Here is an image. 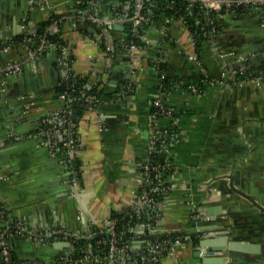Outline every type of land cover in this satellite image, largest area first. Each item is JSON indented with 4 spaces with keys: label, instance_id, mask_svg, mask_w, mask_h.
I'll return each instance as SVG.
<instances>
[{
    "label": "crops",
    "instance_id": "1",
    "mask_svg": "<svg viewBox=\"0 0 264 264\" xmlns=\"http://www.w3.org/2000/svg\"><path fill=\"white\" fill-rule=\"evenodd\" d=\"M96 4L99 16H110L113 0ZM74 8L75 0H0V41L32 33L51 15ZM219 21V35L203 44L199 58L192 32L176 19L154 21L132 59L117 52L108 86L114 98L87 110L78 124L75 193L64 156L36 136L63 106L55 90L63 77L59 51L51 48L29 64L33 41L0 53V69L9 61L23 65L17 75H0V264H6L4 237L13 245L8 264H52L70 250L67 235L88 237L106 228L113 213L130 212L158 86L150 60L159 55L172 83L165 99L178 112L179 140L176 186L160 202L158 229L201 237L197 245H175L160 264H264V81L206 86L201 93L179 86L198 82L202 66L217 79L233 81L241 63L264 59V5L239 6ZM87 23L66 22L62 35L72 48L71 68L94 81L106 69L103 45L124 39L126 28L105 22L92 31ZM197 207L203 218L195 225ZM16 221L26 233L10 228ZM50 229L66 232L41 241ZM231 242L237 248L230 249ZM142 244L136 241L135 247Z\"/></svg>",
    "mask_w": 264,
    "mask_h": 264
},
{
    "label": "built area",
    "instance_id": "2",
    "mask_svg": "<svg viewBox=\"0 0 264 264\" xmlns=\"http://www.w3.org/2000/svg\"><path fill=\"white\" fill-rule=\"evenodd\" d=\"M164 6L173 8L175 0H163ZM189 6L192 7L196 2L204 10L206 22L212 25L208 31H204L205 35H209L211 39L217 34L214 25L212 12L222 11L218 17L225 13L233 12L237 7L242 5H264V0H186ZM84 4V6H81ZM112 12L110 16L101 17L97 14L96 0H75V8L71 12L63 13L59 19L53 21L45 31L38 32V28L32 33H23L20 40L10 39L0 41V53H7L10 49L19 46V42L33 41L34 48L29 49L27 53L26 62H34L43 56L49 49L58 48L57 43L48 38V35H53L61 31L59 22L66 20L68 23L77 24L79 21L85 23L90 22L94 24L103 25L105 22L110 25L119 23L125 28L130 26L132 38L127 43H124L126 50L122 51L127 53L128 57L132 59L135 51L141 47L134 41V37L141 36L140 27L144 23L149 26L155 21L153 19L157 12V0H113ZM175 20L173 17H165L164 22ZM176 20H180L184 25L186 19L183 16ZM188 27V26H187ZM146 29V32L148 30ZM203 29V28H202ZM142 36L143 40L146 36ZM192 44L196 49L195 35L192 33ZM59 63L63 70V79L70 78L74 70L72 65V48L68 41L65 44L59 45ZM105 54L106 69L104 75L98 76V79L108 80V74L116 62L117 52L115 51L114 44H105L103 48ZM199 56L198 51L194 58ZM199 58V57H198ZM264 60V59H263ZM157 64L165 62L163 55L157 56L155 59ZM251 62L244 61L233 72V81H228L225 77L217 79L210 75L206 68H201V79L198 82L185 81L179 83V86L186 88L190 92L201 93L206 86L212 85H235L246 82H263L264 75L251 76L247 75L244 78L236 79L238 73L250 66ZM23 65L16 61H9L5 70L0 69V75L10 76L11 74H19L22 72ZM156 74L160 76L158 80L157 91L152 100V106L156 110L149 112V137L147 142V157L140 161L139 166V185L134 192L133 204L130 212L127 214L131 220L137 218V224L133 228L134 237L127 244H121L119 241V231L117 228V217H111L108 221L107 227L94 231L89 235L92 237L98 233H106L109 235L108 242L109 248L105 252L95 250L91 243L84 246L83 255L73 258L71 252L74 249L73 238L76 235H67L70 244V250L60 255L55 259L52 264H95L96 261L103 262L104 264H160L161 259L167 255L175 245L183 243H194L193 235L178 232V231H160L158 229V221L161 216L160 202L175 188L174 175L175 171L168 174V171L176 169L174 162V148L179 140L178 130V112L173 105L166 101V96L170 93L171 80L169 79L170 86L164 85V80L167 77L166 70L157 66L155 68ZM134 72V70H132ZM75 74H77L75 72ZM86 75V74H82ZM90 86L95 82L89 78ZM133 81V80H132ZM130 81V82H132ZM201 82L202 85H198ZM60 99L63 101V106L59 111L55 112V117L47 126L38 129L36 136L39 138V144L48 147L51 151L60 152L65 160L69 170V186L72 193H75L77 188H80V167L77 164L76 148H78V124L74 118V111L69 101L71 99L69 92L64 91L58 93ZM74 97V96H73ZM87 101L94 105L95 98L88 97ZM103 103L99 102L97 105L92 106L91 109H98ZM162 120H166L167 124L163 125ZM163 157L161 162L152 160V156ZM141 167V169H140ZM1 217L5 219L4 213ZM193 221L198 225L203 215L200 208L197 207L193 211ZM11 229L18 233H23L24 227L22 221L9 223ZM66 232L62 229H50L39 236V239H58L61 234ZM157 234H166L165 237L157 238ZM196 235H199L198 233ZM200 236V235H199ZM142 242V246L135 247V242ZM101 243V240L98 241ZM13 245L4 237L2 242L3 260L8 264L10 260V253Z\"/></svg>",
    "mask_w": 264,
    "mask_h": 264
},
{
    "label": "trees",
    "instance_id": "3",
    "mask_svg": "<svg viewBox=\"0 0 264 264\" xmlns=\"http://www.w3.org/2000/svg\"><path fill=\"white\" fill-rule=\"evenodd\" d=\"M163 4H164L163 0H157V6H156L157 12L156 15H154L153 19H155V21L160 22V21H164L165 17H173L175 19H178L179 17L183 16L184 19H186V24L189 27L190 31L195 35L196 46H197L196 50L198 51V53H200L203 44L213 39V38L211 39V37L208 34L207 35L204 34V31L210 30L212 28V25H209V23L206 22L203 8L197 2L192 7H190L189 2H187L186 0H175L173 8H167ZM81 6H84V4L80 5V7ZM221 13L223 12L222 11L212 12L214 25L217 30L216 34L218 35L222 29V23L221 21H219V17H218V15H220ZM61 15H63V13H57V14L55 13L51 15L49 19L41 22L38 28V32L45 31L46 28L50 26L53 21L59 19ZM64 23H66V20H62L61 22H59V26L61 27V31L59 33L48 35L49 39L57 43L58 51H60L59 45L65 44L67 42V39L64 38V36L62 35ZM87 24L91 26L92 31H100L102 28V25L100 24H94V23L92 24L90 22H88ZM148 26H149L148 23H144L143 26L140 27L139 33L141 34V36L134 37V41L141 46L144 44L143 42L144 40L142 36L145 34ZM20 38L21 36H18L16 40H20ZM131 38H132V32L130 30V26L127 25L126 36L124 37V39L116 40L114 43L115 51L126 50L124 43L130 41ZM150 65L154 70L155 68L157 69L158 65L161 69L166 70L165 62L157 64V61L152 59L150 60ZM111 71L112 68L109 71L108 74L109 76ZM247 75H251V76L264 75V60L257 63L251 62L248 68L241 70L238 73L236 79L244 78ZM109 76L107 81H104L102 78L95 80V82L90 86V88L88 87V85H90L89 74L82 75L78 73L75 74V72H73L70 78H66V79L61 78L59 80V83L55 87V90L57 93H62L64 91L69 92V95L71 97L69 103L73 108L74 118L77 124H79V121L81 120L85 112L91 109L92 106L97 105L99 102L103 103L114 98L115 92H111L108 90ZM157 77L159 80L160 76L158 75ZM169 79L170 78L167 76L166 79L163 81L165 86H170ZM127 82L128 81H126L125 83ZM198 85H202V83L199 82ZM117 90L118 89H116L115 91ZM126 93L129 94L130 92L126 91ZM88 97L96 99V101H94V105L91 102L87 101ZM150 110L154 111L156 110V107L152 106ZM151 158L153 161L161 162L164 156L159 157L157 155V156H152ZM77 164L79 165L78 161ZM139 166H141L140 163ZM174 171L175 169L170 170L168 171V174ZM112 217L118 218L117 228L119 231L120 243L127 244L134 237L133 228L137 224L138 219L135 218L131 220L127 214H119V213H113ZM165 235L166 234H157L156 237L162 238L165 237ZM108 238L109 235L106 233H98L96 235H93L92 237L89 236L74 237L73 238L74 249L71 252V256L73 258L82 256L84 252L83 251L84 246L88 245L89 243H91L92 246L96 248L95 250H99L100 252H105L109 248V242L107 241ZM200 238L201 237L199 235L193 234L194 244L196 245L199 244ZM99 240H101V243L98 242Z\"/></svg>",
    "mask_w": 264,
    "mask_h": 264
},
{
    "label": "water",
    "instance_id": "4",
    "mask_svg": "<svg viewBox=\"0 0 264 264\" xmlns=\"http://www.w3.org/2000/svg\"><path fill=\"white\" fill-rule=\"evenodd\" d=\"M22 232H23V233H26L27 231L24 230V231H22ZM203 243H204V242H202V245H203ZM237 245H238L237 242H234V243L231 242L230 245H229V247H230V249H235V248H237ZM224 247L226 248L227 245L225 244V246H222V248H224ZM10 258L12 259V257H10Z\"/></svg>",
    "mask_w": 264,
    "mask_h": 264
},
{
    "label": "rangeland",
    "instance_id": "5",
    "mask_svg": "<svg viewBox=\"0 0 264 264\" xmlns=\"http://www.w3.org/2000/svg\"><path fill=\"white\" fill-rule=\"evenodd\" d=\"M29 64V62H27Z\"/></svg>",
    "mask_w": 264,
    "mask_h": 264
}]
</instances>
